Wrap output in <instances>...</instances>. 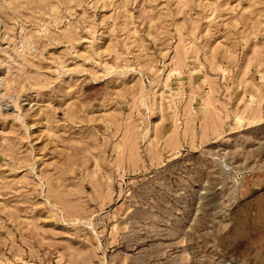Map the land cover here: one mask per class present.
<instances>
[{
	"label": "rangeland",
	"instance_id": "374dc122",
	"mask_svg": "<svg viewBox=\"0 0 264 264\" xmlns=\"http://www.w3.org/2000/svg\"><path fill=\"white\" fill-rule=\"evenodd\" d=\"M0 264H264V0H0Z\"/></svg>",
	"mask_w": 264,
	"mask_h": 264
}]
</instances>
